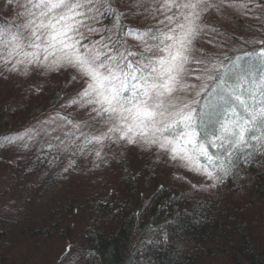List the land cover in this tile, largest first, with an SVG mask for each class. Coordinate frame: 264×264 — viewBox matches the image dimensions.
I'll return each instance as SVG.
<instances>
[{"label":"snow or ice","instance_id":"1","mask_svg":"<svg viewBox=\"0 0 264 264\" xmlns=\"http://www.w3.org/2000/svg\"><path fill=\"white\" fill-rule=\"evenodd\" d=\"M135 7L149 12L155 24L126 25L131 9L120 11L113 0H17L16 18L0 22V70L28 78L33 71L73 69L81 90L64 107L88 109L90 120L74 122L57 112L5 143L28 148L43 133L41 149L54 157L94 152L101 161L106 145H141L215 188L234 169L264 157V40L256 41L260 50L243 63L221 58L196 47L209 27L204 16L215 7L209 0H136ZM101 18L112 27H97ZM48 124L64 139L50 135ZM94 124L103 129L99 134L82 131ZM74 164L70 160L68 168ZM65 251L75 264L72 246Z\"/></svg>","mask_w":264,"mask_h":264},{"label":"trees","instance_id":"2","mask_svg":"<svg viewBox=\"0 0 264 264\" xmlns=\"http://www.w3.org/2000/svg\"><path fill=\"white\" fill-rule=\"evenodd\" d=\"M119 2L113 0L114 6L125 11L127 5ZM211 3L210 14L218 9L221 16L206 22L196 47L221 58L240 57L243 63L260 50L256 41L264 40V5L257 6L259 0ZM232 3L249 6L229 7ZM13 10V0H0L2 22ZM135 11V17L123 18L126 25L155 24L141 21L149 15L144 9ZM101 25L112 27L104 18L96 26ZM243 26L254 35L241 40ZM36 83L12 84L16 89L7 103L0 97V136L60 92L58 85L51 91ZM67 154L54 157L45 148L28 157H0V264H59L55 244L60 239L72 249L79 243L80 264H264V157L234 169L215 188L165 182L153 164H145L143 173L128 167L119 191L109 185L92 191L86 183L74 187L71 175L77 178L78 169L68 168ZM119 161L128 165L125 152ZM65 181L70 189L62 194Z\"/></svg>","mask_w":264,"mask_h":264},{"label":"rangeland","instance_id":"3","mask_svg":"<svg viewBox=\"0 0 264 264\" xmlns=\"http://www.w3.org/2000/svg\"><path fill=\"white\" fill-rule=\"evenodd\" d=\"M125 5H127V8L125 11H128L131 9L130 14L128 17H135L133 15L137 14V11H135V3L136 0H118ZM14 2V10L10 15H8V19L6 21L12 20L16 18V13L18 11L17 9V0H13ZM119 2V3H120ZM146 2L150 3L151 0H146ZM211 3V0H209ZM119 3L117 6H119ZM132 5V6H131ZM120 7V6H119ZM121 8V7H120ZM122 9V8H121ZM218 9H213L210 14L208 11L204 16V23L208 20H211L214 16H221L220 12L217 11ZM22 11V10H21ZM149 15L146 19H141V21L145 20L143 23L150 22L151 20H154L152 18V15L147 12ZM224 20V19H223ZM226 21V20H225ZM0 22H2L0 20ZM154 23V22H153ZM241 33H238L240 35V39L243 40L245 37H251L254 35V30L249 28H244L240 30ZM96 37H93L95 39ZM131 39V38H130ZM200 39V37H199ZM198 39V40H199ZM130 41V40H129ZM128 41V42H129ZM134 43L131 39V42ZM135 46V45H134ZM69 73L71 75L69 76ZM63 75V76H61ZM73 76H77V73L71 69H62L58 72H50V73H44L43 75L33 71L32 75L30 77L24 78L22 76L16 75V74H9L7 72H2L0 70V97L2 100H5L7 103L8 98H10V93L15 92L14 88L12 90V84L15 86H26L27 82H37L34 85L42 86L46 85L48 89L52 91V88L54 85H58V89H63L61 93H56L51 95V97L54 98L53 101H45L43 105H41L36 112V115H27L26 117L22 118V121H17L12 128H10L9 131H6L5 134L0 136V157L1 158H9L14 159L19 156H29L34 155L37 150L41 149V145L44 144V141L47 139V137L42 133L40 136L37 137L36 142L33 143L29 141V147L25 148L21 146L20 144L17 145H7L5 143V137L14 136L17 133H22L26 129H30L33 127H39L40 122L49 120L50 117L55 116L57 112H59L61 115H69L70 118L74 120V122H82V121H89L90 120V113L88 109H81L78 106H69L64 107L65 105H68L71 98L76 96V94L81 90L82 81H80L79 77L77 76L76 80H72ZM2 77H7L2 78ZM44 83V84H43ZM8 93V94H7ZM61 94H65L63 98H60ZM45 127L48 129V132L50 135L53 136H59L61 139H64L63 133L61 132H53L52 130L56 127L55 124H48L45 125ZM71 129L66 128L65 131H70ZM99 130H103L99 124H94L92 127H85L82 129L83 132L89 133V134H99ZM79 135V133H77ZM80 141H78L79 143ZM97 150H99L100 146H95ZM125 152L127 158H128V165L122 166L120 161L118 162V158L121 156V154ZM102 155L104 157V160H97L94 152H85L84 154H77L75 156L71 154H67L66 158V165H69L70 160H74L75 164L74 166L78 169V175L77 178L74 176V174L71 175V180L74 183V187H80V185L88 184V190H97L102 189L104 186L109 185L113 189H116L119 191L121 188V185L119 183L120 177L123 176L124 172L127 171L128 167L131 166V170H133V173L142 172L141 168L143 165L148 164V167L151 168V165L153 164L156 167L155 172H158L159 176L165 181L170 182V179H177L184 181L186 186H194L196 188H199L200 185L209 184L212 183L211 180L206 179L204 176L197 175L186 168L180 166L179 164L169 160L168 156L164 153L158 152L155 148H153L151 151H146L142 148L141 145H130L127 143L121 142L120 144H111L110 146L106 145L102 150ZM201 163H203V159L201 160ZM96 164H99V167H96ZM81 173V174H80ZM182 177V178H181ZM140 180V176H139ZM144 181V180H143ZM83 183V184H82ZM61 186L63 187L62 190L59 191H65L62 194H65L69 192V181H65L61 183ZM73 188V185H72ZM68 190V191H66ZM66 243L64 239H60L55 244V250L57 252V262L59 264H71L70 261L66 260L65 257L69 255L65 251L66 249ZM79 243L73 244V249L71 252V256L73 257L75 264H80V260L76 255L77 247Z\"/></svg>","mask_w":264,"mask_h":264}]
</instances>
